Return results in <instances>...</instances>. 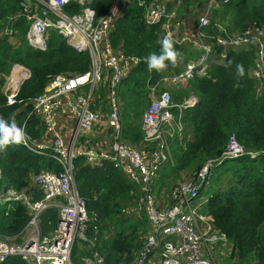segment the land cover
Listing matches in <instances>:
<instances>
[{
  "label": "built area",
  "instance_id": "1",
  "mask_svg": "<svg viewBox=\"0 0 264 264\" xmlns=\"http://www.w3.org/2000/svg\"><path fill=\"white\" fill-rule=\"evenodd\" d=\"M123 1L110 0L101 10L98 0H24L20 12L0 23V34L9 33L14 18L22 15L28 22L25 36L31 45L45 49L46 36L50 30H56L73 48L90 56L89 69L51 76L43 90L30 101L29 114L38 118L42 136L33 137L25 130L24 123L21 127L29 139L23 145L51 156L60 167L33 171L23 189L8 188L0 192V204L6 213L14 203H21L29 214L18 234L0 233V262L8 256L19 255L27 264H74L71 252L77 243L87 244L90 250V254L81 257L82 264H105L104 255L94 246L97 238L87 233L96 214L88 212L74 176V157L84 155L92 164L102 159L112 160L135 185V196L123 210L143 216L148 229L132 264H229L227 257L232 243L204 209L208 196L201 199L199 194L209 183L211 169L216 164L225 158L256 152L246 150L231 132L223 152L206 158L198 171L177 182L166 204L157 199L153 180L164 163L173 161L175 141L183 142L191 137L184 113L199 98L191 90L175 101L173 90L181 87V82L196 76L211 77V64L223 63L229 48L251 46L255 58L248 72L257 92L262 91V27L250 20L242 30L230 31L227 21L216 17L212 24L214 9L230 0H201L190 4V10L184 12H178L180 0L171 6L166 0L149 3L139 0L145 4V24L164 19L165 34L178 46V51L182 52L181 46L189 45L196 55L187 59L180 70L162 72L148 85L150 99L140 120L143 144L132 145L125 141L123 134L118 86L139 58L125 54L110 41L114 23L122 14ZM29 75L28 68L12 65L0 82V92L7 104L22 101L17 95ZM35 189L41 192L37 198L33 197ZM47 209L56 210L57 221L43 231L42 215ZM21 236L19 243L10 241Z\"/></svg>",
  "mask_w": 264,
  "mask_h": 264
},
{
  "label": "trees",
  "instance_id": "2",
  "mask_svg": "<svg viewBox=\"0 0 264 264\" xmlns=\"http://www.w3.org/2000/svg\"><path fill=\"white\" fill-rule=\"evenodd\" d=\"M23 1L0 0V23L20 12ZM150 1L144 0L145 3ZM200 1L180 0L178 12L189 11L190 4ZM98 2L103 10L110 0ZM166 2L171 6L175 0ZM144 9L145 4L139 0H124L122 14L110 33L114 47L139 58L118 86L123 133L131 143L142 142L140 120L150 99L148 85L162 72L177 71L180 66L179 61L176 66L169 64L161 72L148 69L144 58L152 52L159 54L160 40L166 34L164 19L150 25L144 23ZM215 17L226 20L230 31L242 30L250 20H255L262 27L264 39V0H230L214 9L212 24ZM10 26L9 33L0 34V82L13 64L28 68L30 75L22 82L17 95L22 101L7 104L0 92V115L6 119L14 117L20 127L25 123V130L33 137H40L42 126L37 117L29 114L31 99L43 90L51 76L77 74L89 69L90 56L86 51L73 48L56 30H50L46 36L45 49L31 45L25 36L28 22L22 15L15 17ZM174 48L178 51L175 43ZM254 58L251 46L229 48L223 63L211 64V77L196 76L189 81L199 98L184 113V121L193 136L187 141H175L174 168L170 167L177 171L198 170L206 158L223 152L231 132L246 150L256 152L225 158L211 169L210 178L215 185L204 205L215 226L232 243L233 255L241 264H264V86L258 94L255 81L249 75L248 69ZM229 61L231 67H225ZM237 63L244 66L242 78L236 76ZM73 164L79 194L85 199L88 212L96 214L87 232L97 238L95 248L104 255L105 264H132L142 242L139 233L146 225L143 216L131 217L123 210L135 196V185L112 160L102 159L92 164L84 155H78ZM59 167L47 154L30 150L23 144L9 145L0 151V192L8 188L23 189L33 171ZM222 175H228L229 181L221 188L216 182ZM40 195V190L33 191V197ZM7 211L0 204V233L13 236L23 229L29 214L21 203H14ZM42 219L43 231H47L57 221L56 210L47 209ZM86 245H73L71 258L74 264H82L81 257L90 254ZM0 264L27 263L19 255H11Z\"/></svg>",
  "mask_w": 264,
  "mask_h": 264
},
{
  "label": "rangeland",
  "instance_id": "3",
  "mask_svg": "<svg viewBox=\"0 0 264 264\" xmlns=\"http://www.w3.org/2000/svg\"><path fill=\"white\" fill-rule=\"evenodd\" d=\"M183 47H184V51H183V54H182L181 66L178 68L179 70L181 68H183V66L185 65V62H186L187 59L192 58L193 55H195V52L191 49V47L189 45H186V46H183ZM180 85H181V87H178L176 90H173V98H174L175 101H180L181 98L184 95L190 94L191 90H192V87H191L189 81L188 82L187 81H183V82L180 83ZM257 93H260V92L258 91ZM121 106H122V104H121ZM140 130L142 131L141 127H140ZM187 133L191 134L190 127L188 128ZM124 138H125L126 142H128V143H130L132 145L143 144V142H141V143H133V142L131 143V141L129 142L127 140V138L125 137V134H124ZM173 162L174 161L169 162L168 164L163 166L165 164L164 163L161 166V168H159V170L157 171L156 175L154 176V180H153L154 189L153 190H154V193L156 194L157 199L159 200L160 203L166 204V203L170 202L171 191H172L174 185L177 182L188 178L194 172L198 171L204 164L203 163L202 166L198 170L182 169L180 171H177V170H171L170 169V167L174 168V163ZM212 172H214V171H212ZM209 179H211L210 175H209ZM211 180H212L211 184L208 183L206 185V187H204L201 190V192L199 194L201 199L202 198H206L208 196L209 192L213 189V186L215 185V181L213 179H211ZM228 181H229V176L228 175H222L220 177V180L218 182H216V186L217 187L220 186L222 188L225 185V183H228ZM124 212L127 213L126 211H124ZM128 216L135 217L134 215H131L130 213L128 214ZM21 239H22V236L10 239V241L12 243H19L21 241ZM229 251L230 252H228V257H229L230 260L227 257V260H228L229 264H241L240 262H238L237 258L233 255V250H232L231 245H229ZM233 261H235V263H233ZM72 262H73V260H72ZM247 264H252V263H247Z\"/></svg>",
  "mask_w": 264,
  "mask_h": 264
},
{
  "label": "clouds",
  "instance_id": "4",
  "mask_svg": "<svg viewBox=\"0 0 264 264\" xmlns=\"http://www.w3.org/2000/svg\"><path fill=\"white\" fill-rule=\"evenodd\" d=\"M182 60L181 53L174 48V42L169 35H165L160 40L159 54L152 52L145 58L148 69L161 72L169 67V64L176 66ZM232 62L229 61L225 67H231ZM235 73L237 78H242L245 75V69L242 64L235 65ZM29 137L25 130L20 127L14 117L10 119L0 115V151L6 149L9 145L26 144Z\"/></svg>",
  "mask_w": 264,
  "mask_h": 264
},
{
  "label": "crops",
  "instance_id": "5",
  "mask_svg": "<svg viewBox=\"0 0 264 264\" xmlns=\"http://www.w3.org/2000/svg\"><path fill=\"white\" fill-rule=\"evenodd\" d=\"M194 21H195V17L193 18L192 23H194ZM180 48H181V50H182V52H180V53H181V56H182L183 51H184V47L181 46ZM241 48H244V46H242ZM241 48H240V49H241ZM193 51H194V50H193ZM194 52H195V51H194ZM195 55H196V52H195ZM195 55H193V57H194ZM188 57H189V56H188ZM180 66H181V60H180ZM180 66H179V67H180ZM190 136L192 137L193 134H191ZM191 137H190V138H191ZM190 138H189V139H190ZM209 183H210V182H209ZM147 225H148V224H147V222H146V225H145L144 227H142V230H141L140 233H139V238H140L141 240H142V238H143V235H144V233H145V230L148 229V226H147Z\"/></svg>",
  "mask_w": 264,
  "mask_h": 264
}]
</instances>
